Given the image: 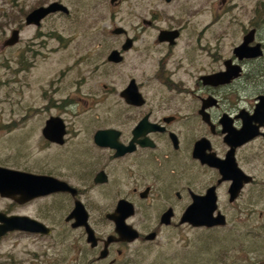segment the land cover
<instances>
[{
	"label": "flooded vegetation",
	"instance_id": "flooded-vegetation-1",
	"mask_svg": "<svg viewBox=\"0 0 264 264\" xmlns=\"http://www.w3.org/2000/svg\"><path fill=\"white\" fill-rule=\"evenodd\" d=\"M53 2L67 11L27 24ZM57 15L92 30V43L77 55L74 90L50 82L43 92L56 114L16 117L36 127L28 154L5 161L0 134V168L49 178L44 193L0 191V264H168L180 231L259 227L264 0H41L4 49L22 43L24 23L41 30ZM38 35L51 37L30 38L17 69L35 65L46 46ZM119 100L122 116H63ZM14 137L18 147L24 135ZM186 213L226 223L196 226Z\"/></svg>",
	"mask_w": 264,
	"mask_h": 264
},
{
	"label": "rangeland",
	"instance_id": "rangeland-1",
	"mask_svg": "<svg viewBox=\"0 0 264 264\" xmlns=\"http://www.w3.org/2000/svg\"><path fill=\"white\" fill-rule=\"evenodd\" d=\"M41 0H0V116L3 118L4 129L3 150L5 161L11 162L10 157L14 150L26 153L29 146L37 138L34 121H16L20 116H48L56 114L58 109H47V99L43 92L50 82H55L66 87L65 92L74 90V82L78 78L75 62L81 47L89 46L92 41L90 34L92 30L85 29L80 22L64 20L59 15L53 16L44 22L41 30L35 26L24 23L21 32L22 43L15 48L3 47L4 39L11 34L13 28L19 22L24 21L26 12L37 7ZM76 4V0H72ZM82 4V3H81ZM22 10L25 14H22ZM99 15L106 16L109 9L101 4L98 9ZM79 16H82L79 14ZM49 34L42 37L38 35L36 40L40 42L46 38L45 45L40 48L41 54L36 57V63L31 69H17V59H20V51L27 47L30 38L37 33ZM61 34L62 38H58ZM63 39V40H61ZM19 67V66H18ZM65 70L63 74L61 72ZM61 75V77H60ZM63 84H62V83ZM73 84V86H71ZM63 96V92L61 97ZM59 98V97H57ZM52 107V106H51ZM44 108V109H42ZM63 116H122L127 107L119 100L116 103H101L96 105L76 104L70 106ZM9 123L10 125H6ZM37 124V121H35ZM28 131L25 133L24 131ZM27 134H33L32 136ZM37 134V135H36ZM14 135L22 137L20 145L16 147ZM31 138L28 142L27 139ZM34 151L37 155L43 153V149L36 146ZM259 214L252 224L259 227L254 231L249 224L239 227L237 231L230 230H200L186 229L180 231L175 242L167 244L165 253H173V263L168 264H261L264 262V196L260 198ZM263 261V262H262Z\"/></svg>",
	"mask_w": 264,
	"mask_h": 264
},
{
	"label": "water",
	"instance_id": "water-1",
	"mask_svg": "<svg viewBox=\"0 0 264 264\" xmlns=\"http://www.w3.org/2000/svg\"><path fill=\"white\" fill-rule=\"evenodd\" d=\"M58 10L67 11V7L59 2H53L48 6H42L36 8L33 11H31V13H29V15L26 18V22L27 24L35 23L37 25H40L41 20L44 17ZM18 38H19V31L15 29L13 30L8 40L5 42V45H13L14 43L17 42ZM137 96L138 95L136 94L135 97ZM138 103L141 102L138 101ZM1 176L3 179L2 182L0 181V191H3L4 194H12L15 191L14 188L18 185L27 186L28 188L26 192L29 194L44 193L45 187L48 185L47 181H49V178H46V176L35 175L23 171H16L9 168H0V177ZM183 220L190 221L196 226H201V225L212 226L216 224L226 223L225 217H218V218L216 217L212 221L210 216H206V215L189 216V213H186V215L183 217Z\"/></svg>",
	"mask_w": 264,
	"mask_h": 264
},
{
	"label": "trees",
	"instance_id": "trees-1",
	"mask_svg": "<svg viewBox=\"0 0 264 264\" xmlns=\"http://www.w3.org/2000/svg\"><path fill=\"white\" fill-rule=\"evenodd\" d=\"M263 262V261H262ZM261 264H264V262L263 263H261Z\"/></svg>",
	"mask_w": 264,
	"mask_h": 264
}]
</instances>
